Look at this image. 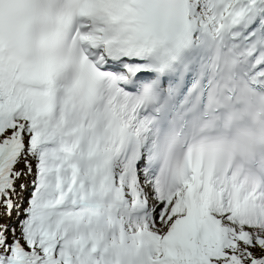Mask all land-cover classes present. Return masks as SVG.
I'll use <instances>...</instances> for the list:
<instances>
[{"label": "snow or ice", "instance_id": "obj_1", "mask_svg": "<svg viewBox=\"0 0 264 264\" xmlns=\"http://www.w3.org/2000/svg\"><path fill=\"white\" fill-rule=\"evenodd\" d=\"M0 264H264V0H0Z\"/></svg>", "mask_w": 264, "mask_h": 264}]
</instances>
